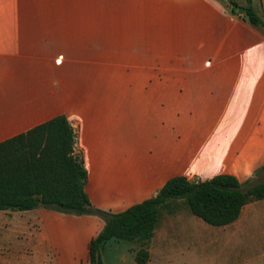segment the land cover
<instances>
[{
    "label": "crops",
    "instance_id": "1",
    "mask_svg": "<svg viewBox=\"0 0 264 264\" xmlns=\"http://www.w3.org/2000/svg\"><path fill=\"white\" fill-rule=\"evenodd\" d=\"M58 115L100 210L124 211L177 176L246 182L264 166V28L223 0H0V142ZM186 209L162 211L147 264H264V199L214 228ZM60 223L86 232L87 255L58 263L88 260L104 222L87 215L42 217L34 257L46 260ZM16 229L0 228V242ZM137 249L110 240L102 264H137Z\"/></svg>",
    "mask_w": 264,
    "mask_h": 264
},
{
    "label": "trees",
    "instance_id": "2",
    "mask_svg": "<svg viewBox=\"0 0 264 264\" xmlns=\"http://www.w3.org/2000/svg\"><path fill=\"white\" fill-rule=\"evenodd\" d=\"M228 7L232 14L264 28V18L251 0L241 6L229 0ZM76 138V130L66 117L58 115L0 142V211L50 207L100 218L104 226L88 244L89 264H102L101 249L110 240L136 245L135 262L147 264L149 242L162 211L172 212L180 204L208 225L220 227L234 222L245 204L264 199V182L252 184L249 179L240 183L231 175L209 180L177 176L166 181L154 196L124 211L99 210L85 192L87 172ZM262 171L264 166L254 176Z\"/></svg>",
    "mask_w": 264,
    "mask_h": 264
},
{
    "label": "rangeland",
    "instance_id": "3",
    "mask_svg": "<svg viewBox=\"0 0 264 264\" xmlns=\"http://www.w3.org/2000/svg\"><path fill=\"white\" fill-rule=\"evenodd\" d=\"M226 5L229 0H223ZM238 5H246V0H232ZM253 5L255 9L260 12L264 18V0H253ZM230 11V9H229ZM231 13V12H230ZM232 14V13H231ZM236 17V14H232ZM251 179V183H262L264 182V172H260L257 176ZM98 209V208H96ZM100 210V209H99ZM189 216L194 218L196 221H200L196 217H193L189 211L186 209ZM51 214L55 215H65V216H86V215H76L68 212H60L50 207H38L31 212H18V211H5L0 212V228L7 227V225L15 226L17 229L13 234L14 239L9 242H0V264H59L58 262L64 263L65 261H70L68 252H74L77 254L87 255V246L85 245L84 239L86 238V232L78 230L75 225H67L65 223H60L62 226V232L58 240H53L52 243L46 244L42 247L44 250V258L36 259L33 255V246L31 240L32 236L37 233L39 229V221L42 217L49 216ZM93 216V215H87ZM96 217V216H95ZM98 218V217H97ZM103 221V220H102ZM202 222V221H200ZM23 226V227H22ZM210 228L212 226L206 225ZM79 227V226H78ZM24 228V229H23ZM25 230V231H22ZM187 229H193V226L187 227ZM79 233V234H76ZM191 242V241H190ZM174 255V254H170ZM181 257V256H179ZM186 259V256H184ZM192 262L198 264V260H191ZM67 264H89L88 260L82 257V260H76L73 263Z\"/></svg>",
    "mask_w": 264,
    "mask_h": 264
}]
</instances>
